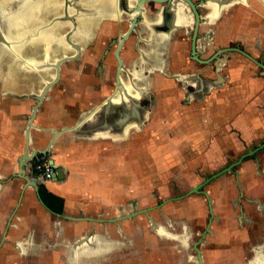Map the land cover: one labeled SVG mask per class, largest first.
Here are the masks:
<instances>
[{
  "label": "rangeland",
  "instance_id": "rangeland-1",
  "mask_svg": "<svg viewBox=\"0 0 264 264\" xmlns=\"http://www.w3.org/2000/svg\"><path fill=\"white\" fill-rule=\"evenodd\" d=\"M45 1L48 2L0 0V99H24L29 100L32 105L35 104V100L29 95L41 93L43 87L56 77L55 72L57 73L59 64L58 79L45 92L36 114H39L44 106H54L48 102L51 96L67 100V114L65 109L59 108L54 112V117L67 119L68 127L80 124L78 130L68 129L67 133L82 138L84 143H98L103 139L94 134V131H98L94 126L99 120L97 110L100 105L110 97L114 104L118 103H115L114 99L119 95L122 81H132L138 86H144L147 82L145 87L148 95L140 99V104L147 109L142 124L137 128L124 127L123 134L119 136L117 135L121 132L118 127L111 126L106 129L105 135H100H114L117 137L115 142H118L120 147L126 146L128 139L134 138L135 181L131 186L128 185L129 187H120V199L125 198L124 208H113L111 204H107V213L102 214L101 210L96 209L82 213L78 220L67 219V228L61 227L54 217L48 218L41 212L39 238L36 234L31 236L29 233L18 238L16 243L13 242L12 247L5 243L0 249V264H199L194 243L201 238L205 230L209 211L203 192H187L212 173L260 144L264 137L244 144L241 140L238 143L237 140L236 143L226 142L223 146L233 153L226 152L223 156H214L212 164L211 161L206 162L203 159L205 157L200 154L204 150L203 144L209 139L199 138L201 133L197 137L198 132L194 131L190 124L177 123L175 117L183 106L193 101L206 103L213 91L225 84L224 70L230 66L231 61L242 60L252 72L262 74L264 69L261 66L237 50L219 52L215 56L214 53L223 47H239L259 58L258 52L246 47V42L251 39L260 42L262 39L261 44H264V33H261L262 30L254 23V27H246L243 24L241 18H244V11L248 15L250 13L242 7L236 10L237 28L218 31L217 24L225 20L222 13L215 24L216 30L213 28L215 38L204 47L208 53H201L198 44L196 59L191 51L193 20L185 28L173 29L163 48L159 45L156 50L147 41L150 32L149 28L141 23V12L155 18V13L161 10L162 6H169L170 2L148 0L141 4L144 10L140 12L137 9L138 0H113L112 15L106 16L102 10L97 9L94 0ZM192 1L203 3L207 0ZM253 3L257 4L256 1ZM201 5L197 6V11L203 14L205 9ZM28 6L32 10L22 12L24 21H21L25 22L26 26L19 30L17 28L19 33L12 35V29L7 26L8 18L18 11L20 16L19 8ZM94 8L97 12H90L95 15L92 21L94 24L82 33V20L88 17L89 11ZM252 21L255 22V19ZM245 28L252 36L241 35L240 30L244 32ZM44 31L51 32L50 39L41 35ZM128 31L129 34L121 41L118 51L121 59L118 71L121 81L118 84L119 63L115 49L120 38ZM255 36L259 37L256 39ZM150 49L152 53H149ZM65 57L67 59L63 60ZM222 58L224 61L221 64L219 60ZM159 59L161 64L158 65ZM199 59H209V62ZM179 76L183 78L180 79ZM191 77L205 81L219 77L224 79L220 84L212 85L192 81L195 78ZM29 111L31 113V109ZM86 115L88 118L80 123L81 118ZM168 116L170 119L167 120ZM171 118L173 121H170ZM128 131L131 137L124 138L129 134ZM201 146L203 147L200 148ZM45 153L49 157V152ZM86 153L83 149L77 151L76 154L83 157L71 166V173H77L76 179L79 183L89 185L101 179L102 175L109 176L110 173L121 176L125 157L123 152L121 157L118 160L114 158L113 162L110 161L111 158L106 159V162L103 157L100 162L96 159L95 162H89V157H101L100 148L84 156ZM67 155H70L69 152ZM253 161L256 165L255 172L264 180V147L245 156L239 164L220 175H231L232 171L236 172L239 167L249 165ZM116 167H120L119 171H116ZM211 181L200 189L208 192ZM44 183H40L39 187ZM126 187L129 188L128 191ZM255 188L258 191L264 189L263 183ZM259 194L253 196L250 189L235 182L231 195L227 196L231 206H224L221 213L225 218H229L226 224L232 228V234H251L253 239H250L248 244L260 241L255 237L257 233L264 234V193ZM128 197L130 201L127 202ZM121 207L126 211L130 210V213L123 212ZM131 210L135 212L134 215H131ZM239 210L252 221L237 220L235 214H239ZM215 225L216 220L213 218L209 230L197 244L204 264H209L206 259L208 254L224 253L227 247L231 246L227 245L228 242H241L240 238L234 241L238 235L227 236L219 233L227 231L222 228L223 224ZM159 226L163 227L162 234L157 231ZM107 239L114 244L105 245L102 251L86 254L80 250L87 241L89 244H100L106 243ZM22 247L25 250H20ZM177 258L180 261H177Z\"/></svg>",
  "mask_w": 264,
  "mask_h": 264
},
{
  "label": "crops",
  "instance_id": "crops-1",
  "mask_svg": "<svg viewBox=\"0 0 264 264\" xmlns=\"http://www.w3.org/2000/svg\"><path fill=\"white\" fill-rule=\"evenodd\" d=\"M94 1L97 9L102 10L106 16L112 15L111 7L113 5V0ZM243 2L247 3L248 0L239 1V3ZM202 7L205 9V11H203L204 19L208 16L210 7L208 4H204ZM28 8L29 6L20 9ZM97 9L94 8L92 11H89V13H96ZM163 10L162 6V9L158 10L160 15L155 16V18H151L150 15H145L144 19L145 22H160L162 25H165V22H167L171 26V29H169V32H166L168 35L165 36V41L166 39L169 41V33L175 28H185L188 24H190L192 18H185V22H181V15L184 16V13L187 12V8L181 1H173L165 15ZM94 18L95 15L90 13L88 17H85L84 20H82V25L85 26V29L93 26L94 23L92 21ZM237 20L236 14L233 18H226L225 23L228 24L234 22L237 24L235 22ZM143 24L145 25V23ZM203 26L208 29V24L203 22L201 28H203ZM248 35H251V33H248ZM200 40L205 43L203 38ZM251 41L247 40L246 47L252 48L258 52V48L263 45L261 44L262 39L260 42H257L255 39H251ZM200 46L202 49V45ZM261 73L262 74H257L256 72H252L246 62H243L242 60L240 61L237 59L231 61L230 66L224 70L225 84H223L219 89L214 90L206 103L201 104L198 101H193L191 104L183 106L181 111H178V115L175 117L177 123L183 122L185 124H190L192 129L198 132L197 137L201 133L199 138L209 139L207 143L203 144L204 150L200 152L202 157H205L203 159H205L206 162L211 161L213 164V161L215 160L214 156H223L226 152L229 154L233 153L227 151V149L223 146L226 142L236 143L237 140L238 143V141L241 140L242 144H244L245 142L251 143L254 140L264 137V71H261ZM126 83L122 82L124 86ZM55 97L56 96H51L48 100V102L54 104V106H44V109L41 108V112L39 114H36L37 112L35 113L32 127L29 129V138L27 143V136L25 134L27 124L26 117L30 115L29 110L31 109L32 104L29 100L27 101L24 99H0L1 234L7 225L9 217L11 216L5 239L1 243L0 249L5 243L12 247L13 242L16 243V240L23 237L24 234L30 233L31 236L36 234L37 238H39L41 229V212L42 215L48 218L54 217L57 219L61 227L67 228V219H72L70 216L76 217V220H78L81 218H79V216H81L82 213L93 211L95 209L97 211L101 210L102 214L107 213V211H109V204H111L113 208L115 206H123V200L125 198L120 199V187L121 185L131 186L132 182L135 181L134 138L132 140L128 139L126 146L120 147L118 142H115L117 141V137L114 135L101 137L100 135H105L106 131L104 128H101L94 134L99 135V137L103 139L102 142L84 143L82 138H79L70 132L67 133V119L54 117V112H56L59 108L65 109L67 114V100H61ZM118 97L119 95L117 98ZM102 115L105 116L106 114L102 113ZM168 119H170L169 116L167 120ZM170 121H173V118H171ZM135 122L136 120L131 118L120 121L117 120L116 116H114L108 123L110 124L109 127L114 125L118 127L121 131V133L117 135L119 136L123 134L124 127L126 129L130 127L134 128ZM99 127H102V125ZM51 129L60 130V132L53 137ZM128 132L129 134L124 138L131 137L130 131ZM48 144H50L48 149L49 157L50 159H53L54 163L63 169V175L57 179L47 180L43 184V187L46 188L47 191L62 197L63 203L61 212L48 208L40 200L38 193L31 186L24 188V179L18 175V159L24 152L25 147L27 146L31 150L32 148L43 149ZM214 145L218 146L214 147ZM98 148L101 149V157L90 158L88 156L89 162H95V159L100 162L102 157L106 162V159L109 158H111L110 161L113 162L114 158L118 160V158L121 157V152H123L125 157H123L124 163H122L121 176H115L110 173L109 176L102 175L101 179L99 178L96 181L94 180L95 182L91 181L92 184L83 185V183H79L76 179L77 173H71V166L83 157L76 153L77 151L83 149L87 152L84 156H87L92 154L90 153L91 151L94 153ZM198 149L197 153L199 151ZM68 152L70 155H67ZM119 169L120 167H116V171H119ZM255 169L256 165L255 161H253L249 165L239 167L236 172L232 171L231 175H219L211 181L208 193L210 198H212V207L216 218L215 226L223 224L222 228L227 230L224 232H219L217 230L216 234L219 232L221 234H227V236L242 235L231 233L232 228L226 224L228 223L229 218H225L221 213H223L222 209L224 206L226 208H230V202L227 201V198L229 197L227 196L231 195L233 184H235V182L242 187L246 186L247 189H250L253 196L260 195V192L264 193V189L258 191L255 188L261 183H263L264 186V180L260 179V175L257 174L258 172H255ZM128 187L125 188L127 191L129 190ZM257 192L259 193L257 194ZM20 193L22 195L18 201ZM122 193L123 195L126 194L124 190ZM128 201H130L129 197L127 202ZM130 207L133 209L132 206ZM122 211L124 212L126 210L123 209ZM126 212L130 213V210H127ZM131 212V215L135 214L132 210ZM237 237L234 241L237 240ZM224 238H226L225 235ZM20 250L22 249L20 248ZM215 256L216 254L210 253L206 259L212 260Z\"/></svg>",
  "mask_w": 264,
  "mask_h": 264
},
{
  "label": "flooded vegetation",
  "instance_id": "flooded-vegetation-1",
  "mask_svg": "<svg viewBox=\"0 0 264 264\" xmlns=\"http://www.w3.org/2000/svg\"><path fill=\"white\" fill-rule=\"evenodd\" d=\"M239 1L240 0H215V1L214 0H207V1L203 2V3L196 2V7L198 5L209 4L211 2H221L222 3V8L220 9L219 15L213 20L215 22L214 25H213V28L215 30H216L215 24H217L216 23L217 19L222 15V13H224V15H225V20H226V18H229V17L233 18L237 14L236 10H238V9H240L242 7V8H244L245 10H247L250 13V15H248V13H246L244 11L243 15H244V18H245V16H246V18L245 19L241 18V21L243 22V24L246 27L247 26L253 27L254 26L253 23H254L257 28L262 30L261 33H264V0H262L263 2L261 0H248L247 3H244V2L243 3H239ZM254 1H256L257 4L253 3ZM237 3H239V4H237ZM184 6L188 9L187 5L184 4ZM19 10L21 12L20 16H19V11H18V13H15V15H11L10 18H8V21H9V23L7 25L8 27H16L19 30L20 28L22 29L23 27L26 26L25 22H24L25 23V25H24L22 23L17 22V20L20 19L21 21H24L23 18H22V12H26L28 9H20L19 8ZM199 16H200L199 17L200 18V22H199V26H198V29H197V34L195 36V40H196V44L197 45L199 44L198 45L199 48H200V45H202V49L201 48L199 49L200 52L206 55L208 52L206 51V49L204 47L212 39L215 38L216 34L214 32V29H213V32L211 33L209 42H205L204 43L202 40H200L202 38L204 40L207 38V35H208L207 31L208 30L204 26H203V28H201L202 23L204 21H206V17L203 19V14L202 13H199ZM254 16L256 18H253ZM253 19H255V22L252 21ZM225 20H221V21H219V24H217L216 27L218 28V31H222V30L223 31H227V30L233 29V27L237 28V25L234 22L226 24ZM193 21H194V19H193ZM30 25H28V26H30ZM18 30L15 29V30L11 31V34L12 35L13 34H18L19 33ZM245 30H244V32L242 30H240V33H242L241 34L242 36L248 35L247 28H245ZM192 34H193V31H192ZM41 35H44L46 38L47 37L51 38V34L48 35L46 33H43ZM15 36H17V35H15ZM258 37L259 36H255L256 39ZM258 49H259L258 50L259 58H257V59L263 65H260V64H257V65L261 66L264 69V44L262 45V47H260ZM229 51L231 52V51H234V50H229ZM229 51H226V52H229ZM261 51H263V52H261ZM139 104H140V102H139ZM141 107H142V110L144 111V116L141 117L140 114L137 115V117L139 115L140 116H139V119L134 123L135 124L134 128L139 127L142 124L143 119L146 116V110L147 109L144 106H141ZM230 206H231V204H230ZM212 209H213V207H212ZM238 212H239V214L238 213L235 214V217H237V220H239V221L241 220L242 221L244 219L247 222H251L252 221L251 218L247 217L246 215H243L242 210H239ZM209 216H210V213H209ZM213 218H215L214 212H213ZM213 218L211 219V222H213ZM215 220H216V218H215ZM255 237L257 239H260V241L258 240V242H255V243L254 242H250L251 244H248V241L250 239H253V238L251 237V234L249 236V233H246V232L244 233L243 232L241 236L237 237V239L238 238L241 239L240 243L231 244L230 242H228L227 245L229 244L231 246H228L224 253L220 252V253L216 254L214 259L207 260L208 263L209 264H264V234L257 233V235ZM180 238H182V237L180 236ZM232 246H233V248H231ZM177 261H180L179 258H177ZM204 263H205V261H204Z\"/></svg>",
  "mask_w": 264,
  "mask_h": 264
},
{
  "label": "bare ground",
  "instance_id": "bare-ground-1",
  "mask_svg": "<svg viewBox=\"0 0 264 264\" xmlns=\"http://www.w3.org/2000/svg\"><path fill=\"white\" fill-rule=\"evenodd\" d=\"M120 1V0H119ZM134 1V0H133ZM174 2H178V1H181L183 2L185 5H187L185 3V1L183 0H172L170 2V5L166 7L163 6V11H164V15L167 13V10L169 9V7L172 5V3ZM215 1V0H214ZM45 2H48V1H45L43 0V3ZM106 2V1H105ZM135 2V1H134ZM49 4V3H48ZM208 6L210 7V12L208 13V16L206 17V21H204V23L208 24V35H207V38L205 39V42H209L210 40V36H211V33H212V25L214 23V19L219 15V12H220V9L222 8V3L221 2H211L208 4ZM4 7V6H3ZM37 7V6H36ZM188 7V6H187ZM175 8V6H174ZM142 9L144 10V7H142ZM28 10H32L30 7L28 8ZM177 12V10H176ZM141 13H143V17L141 16V21L143 23H145V26H147L149 28V34H150V38L147 39V41L150 43L151 47H153L154 49L157 50L156 46H159L161 48L164 47L163 44H165V36L168 35L166 32H169L171 29V26L165 22V25H162L160 22H145V13L142 11ZM140 15V14H139ZM148 15V14H147ZM160 15V12H156L155 13V16H158ZM185 18H192L193 20V15L188 7V10L187 12L184 13V16L181 15V22L184 23L185 22ZM140 21V22H141ZM202 21V20H201ZM17 22L19 23H22L25 25V23L21 22V20H17ZM141 22V23H142ZM83 24V22H82ZM83 31L85 30V26H83ZM6 28V27H5ZM10 29H12L11 31L17 29L15 27H9ZM34 28V27H33ZM48 29V28H46ZM31 30V29H30ZM10 32V30H9ZM42 34L45 33L44 32H41ZM139 33V32H138ZM46 34L50 35L51 32L47 31ZM36 38V37H35ZM46 39H50V37H47ZM48 42V41H47ZM46 45V44H45ZM201 47V46H200ZM153 51L150 49L149 50V53H152ZM156 53V52H155ZM160 54V53H159ZM139 57V56H138ZM140 58V57H139ZM157 59V58H156ZM24 60V59H23ZM160 60V59H159ZM158 61V60H157ZM224 61V59H220L219 62L222 64ZM136 63V62H135ZM161 64V60L158 61V65ZM141 66V64H140ZM143 67V66H141ZM148 70V69H147ZM147 71H145L146 73ZM57 73L55 72V75ZM140 74V73H139ZM126 76V74H125ZM132 76V75H131ZM141 77V76H140ZM180 79L183 78V76H179ZM191 78H195V79H192V81H196V82H199V83H207V84H220L223 80V77H219L218 79L216 80H212V81H205V80H202L201 78H197V77H191ZM141 79V78H140ZM145 79V78H144ZM119 80L121 81V79L119 78ZM124 80V79H123ZM142 80V79H141ZM178 80V79H177ZM143 81V80H142ZM146 82V79L144 80ZM123 82V81H122ZM180 82V81H179ZM124 83V82H123ZM147 83V82H146ZM185 83V82H184ZM192 84V83H191ZM187 85V84H186ZM146 85L144 84V86H138V85H135L133 84L132 81H128L125 86L122 84V88L119 92V98H116L114 99V102L117 103V104H114L112 101L109 102V104H105V105H100V108L97 110L99 111V120L97 122V130L98 129H101V128H108L109 127V121H111V119L114 117V115L116 116L117 120H120V121H123V120H126L127 118H131L133 120H138L139 119V116L141 115V117L144 116V111L142 110V105L139 104L140 102V99L142 97H145L148 95V92H147V87H145ZM214 88V87H213ZM149 89V88H148ZM123 97L124 99L123 100H120V98ZM113 100V99H111ZM192 100V99H191ZM103 114H106L105 116L102 115ZM114 114V115H112ZM140 114L138 117L137 115ZM99 125H102V127H99ZM91 128V127H90ZM78 130V129H77ZM88 130V129H86ZM84 130V131H86ZM96 131H94L95 133ZM33 149V148H32ZM158 233L162 234L163 232V227H158L157 229ZM165 232V231H164ZM165 234V233H164ZM96 237V236H95ZM108 240V239H107ZM24 241V240H23ZM27 241V240H26ZM100 242V241H99ZM103 242V241H102ZM22 243V242H21ZM111 244H114L113 241H110L109 240L106 242V243H100V244H89L88 241L86 243H84L81 247H80V250L83 251L84 253H91L92 251H102L103 248L105 245L106 246H109ZM22 250H25L23 247L21 248ZM77 261V259H76ZM75 261V262H76Z\"/></svg>",
  "mask_w": 264,
  "mask_h": 264
},
{
  "label": "water",
  "instance_id": "water-1",
  "mask_svg": "<svg viewBox=\"0 0 264 264\" xmlns=\"http://www.w3.org/2000/svg\"><path fill=\"white\" fill-rule=\"evenodd\" d=\"M145 1H148V0H138V10L141 12L142 11V7H141V4H143ZM150 1H154V2H171L172 0H150ZM185 1V3H187V5L189 6V9L191 11V13L193 14V19H194V25H193V34H192V41H191V51L192 53L194 54V57L196 59H198V56H197V44H196V40H195V36L197 34V29H198V26H199V22H200V16H199V13L197 11V7H196V3L193 2L192 0H183ZM167 7V5H166ZM129 34V31L124 34L122 36V38H120V42L119 44L117 45L116 49H115V55L118 59V70H117V82L119 84L120 80H119V68H120V65H121V59L119 57V54H118V51H119V46L121 44V41ZM165 43H167V39L166 41H164ZM229 50H237L239 52H241L243 55H245L247 58H249L250 60L254 61L255 63L257 64H260V65H263L257 58L253 57L251 54H249L248 52H246L245 50L239 48V47H223V48H219L216 50V53H214V56L217 55L219 52H225V51H229ZM213 56V57H214ZM67 57L63 58V60H66ZM200 60V59H199ZM62 61V60H61ZM60 61V62H61ZM200 61H203V62H209V59H202ZM59 62V63H60ZM59 72V64L57 65V74H56V77L49 83H47L43 89L41 90V93L39 94H35V95H29L30 97H32L34 100H35V104L31 105V113L29 116H27V124H26V130H25V134L27 136V141L26 143L28 142V138H29V129L32 127V119L39 107V105L41 104V101L43 99V96L45 95V92L51 87V85L53 84V82H56V80L58 79V73ZM145 85H147V83H145ZM116 90H118V86L116 88ZM111 97L108 98L103 104L101 105H105L106 103L109 104V102H111ZM87 116V115H86ZM86 116H83L86 117ZM81 118V120L79 121L80 123L82 121H85L88 116L86 118ZM83 119V120H82ZM80 124H77L76 126H71V127H68L67 126V130L70 129V130H77V127L79 126ZM115 126V125H114ZM97 128V124L96 126H94ZM111 127V126H110ZM109 127V128H110ZM64 129V128H62ZM106 130V129H105ZM52 133H53V137L58 134L60 132V130H53L51 129ZM106 132V131H105ZM121 132V131H120ZM114 134V133H113ZM49 146L50 144H48L47 146H45V148L43 149H29L27 146L25 147L24 149V152L20 155L19 159H18V168H19V173L18 175L24 179V184H23V187H28V186H31L32 188H34V190L38 193V189H39V181H36V180H33L31 178L28 177V175L26 174V166L28 164V161L34 156L35 153L37 152H46L48 151L49 149ZM264 147V141H262L260 144H258L257 146H255L253 149L251 150H248L247 152L241 154L236 160H234L233 162H231L230 164H228L227 166L221 168L220 170L212 173L211 175H209L208 177H206L202 182L198 183L197 185H195L194 187H192L188 192V193H191V192H203L206 199H207V205H208V211L210 213V216H209V219H208V223L205 227V230L204 232H202L201 234V238H199V240L194 243V248L196 250V254H197V260H198V263L199 264H204L203 262V255L201 254V251L200 249L197 247V244L198 242H200L202 240V237H204L205 233L209 230V226L211 224V219L213 218V209H212V200L210 198V195L207 191L205 190H201L200 188L205 185L207 182L211 181L213 178H216L217 176H219L221 173H223L224 171L226 170H231L235 165L239 164L242 159L247 156V155H251L253 154L255 151L259 150L260 148ZM51 165L54 167V171L52 172V179H57V178H60L62 177L63 175V169L61 167H59L56 163L53 162V159H50L49 160ZM21 193H20V196L18 198V201L20 200L21 198ZM40 198V197H39ZM41 200V199H40ZM42 201V200H41ZM70 218L76 220V217H71ZM10 219H11V216L9 217V220L7 222V225L6 227L4 228L2 234H1V237H0V245L1 243L3 242V240L5 239V235H6V231H7V227L10 223Z\"/></svg>",
  "mask_w": 264,
  "mask_h": 264
},
{
  "label": "built area",
  "instance_id": "built-area-1",
  "mask_svg": "<svg viewBox=\"0 0 264 264\" xmlns=\"http://www.w3.org/2000/svg\"><path fill=\"white\" fill-rule=\"evenodd\" d=\"M26 168V174L28 170V177L44 183L49 179H52V172L54 167L49 162V157L45 152H37L34 156L28 161Z\"/></svg>",
  "mask_w": 264,
  "mask_h": 264
},
{
  "label": "trees",
  "instance_id": "trees-1",
  "mask_svg": "<svg viewBox=\"0 0 264 264\" xmlns=\"http://www.w3.org/2000/svg\"><path fill=\"white\" fill-rule=\"evenodd\" d=\"M38 195L42 202L50 209L61 212L62 210V203L63 199L62 197L47 191L46 188L42 186L39 187L38 189Z\"/></svg>",
  "mask_w": 264,
  "mask_h": 264
}]
</instances>
